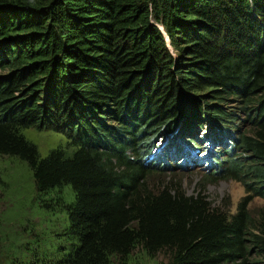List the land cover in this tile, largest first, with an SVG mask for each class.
I'll list each match as a JSON object with an SVG mask.
<instances>
[{"label":"trees","instance_id":"16d2710c","mask_svg":"<svg viewBox=\"0 0 264 264\" xmlns=\"http://www.w3.org/2000/svg\"><path fill=\"white\" fill-rule=\"evenodd\" d=\"M261 115L264 0H0V160L26 162L42 212L66 223L6 264H126L138 249L159 264H264V206L232 213L149 180L177 172L149 155L179 120L208 121L230 140L207 178L264 198ZM33 127L70 146L43 156Z\"/></svg>","mask_w":264,"mask_h":264},{"label":"rangeland","instance_id":"374dc122","mask_svg":"<svg viewBox=\"0 0 264 264\" xmlns=\"http://www.w3.org/2000/svg\"><path fill=\"white\" fill-rule=\"evenodd\" d=\"M234 104L236 103L232 105ZM263 117L261 115L257 118ZM206 128L208 133H205V136L201 135V132L204 133V131L199 128L198 133L195 132L196 134L193 135L199 139L201 143L199 149L202 151L205 150V141L210 133H216L214 125L208 124ZM175 133L179 134L175 136ZM25 134L29 140L37 145L43 156L47 155L51 149L70 146V136L53 128L33 127L26 130ZM193 136L187 137L186 132L177 131L176 128L170 137H172V142L181 140L182 145L186 147ZM202 138L204 140H201ZM166 140L165 138V143ZM176 168L179 169L177 172L150 176V183L154 186L180 185L188 194H203L208 201H212L216 206L229 207L232 213L245 200L250 201L249 207L254 212L264 206V198L258 195L253 196L250 193V188L242 182L234 179L210 181L205 174L207 169L202 163L196 167H192L191 164L187 169H182L179 164ZM173 173H175V177L171 175ZM0 178L2 181L0 187V264H6L16 245L30 241L38 233L65 231L66 223L62 212H57L52 219H49L42 212L39 206L40 199L37 198L35 179L26 162L2 158L0 160ZM70 190L69 187L65 189V196L68 201L71 200ZM166 260L165 254L148 256L141 249H138L126 264H159Z\"/></svg>","mask_w":264,"mask_h":264},{"label":"bare ground","instance_id":"6f19581e","mask_svg":"<svg viewBox=\"0 0 264 264\" xmlns=\"http://www.w3.org/2000/svg\"><path fill=\"white\" fill-rule=\"evenodd\" d=\"M178 133L175 134V136L177 135Z\"/></svg>","mask_w":264,"mask_h":264}]
</instances>
